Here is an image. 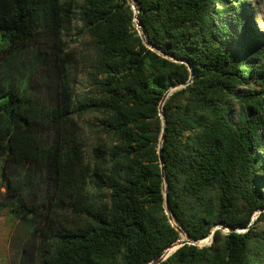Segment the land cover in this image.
I'll return each mask as SVG.
<instances>
[{"label":"trees","instance_id":"16d2710c","mask_svg":"<svg viewBox=\"0 0 264 264\" xmlns=\"http://www.w3.org/2000/svg\"><path fill=\"white\" fill-rule=\"evenodd\" d=\"M131 1L0 0V209L32 224L19 264H149L179 240L161 135L175 225L202 245L218 229L159 264H264V37L243 0Z\"/></svg>","mask_w":264,"mask_h":264},{"label":"rangeland","instance_id":"374dc122","mask_svg":"<svg viewBox=\"0 0 264 264\" xmlns=\"http://www.w3.org/2000/svg\"><path fill=\"white\" fill-rule=\"evenodd\" d=\"M243 4L246 6V15L248 20V28L252 34H256L260 37H264V0H243ZM76 5L82 3V0H74ZM77 8V7H76ZM228 26H231L233 29L237 30L240 33L239 25L231 21V16L229 14H224L223 17L216 19L215 22L218 23L222 21ZM80 23L76 19L70 37H68L69 50L72 51L79 60H83V57L87 53L86 41L83 39H77L73 34L76 28H79ZM4 44L0 38V62L3 59ZM43 75V74H42ZM43 77H39L37 84L42 86ZM232 114H237V108L232 107ZM262 156V155H261ZM264 157V149H263ZM1 163V162H0ZM1 166V164H0ZM264 177V175H263ZM1 194L4 193V188L0 190ZM2 195L0 196V201ZM8 211L0 209V264H19L20 251L22 249L25 233L31 232L32 224L26 225L21 224L18 220L10 216ZM257 216V214H255ZM225 231V230H224ZM210 239L208 244H199L198 247L209 246Z\"/></svg>","mask_w":264,"mask_h":264},{"label":"water","instance_id":"95a60500","mask_svg":"<svg viewBox=\"0 0 264 264\" xmlns=\"http://www.w3.org/2000/svg\"><path fill=\"white\" fill-rule=\"evenodd\" d=\"M130 4H131V7L134 11V13H137V9L133 3V1L129 0ZM135 23H136V28L137 30H139V35L141 36V38L144 40L146 46H148L151 50H154V51H157L154 47L150 46L149 44L146 43L145 41V37L142 35L141 31H140V24L138 22V19L135 18ZM159 54H162L161 52L157 51ZM187 65V64H186ZM189 67V66H188ZM190 69V67H189ZM192 76V75H191ZM191 82V77L190 79L188 80L187 83L183 84V85H176L174 87H171L170 89H168L163 98H162V101H161V104H160V107H159V111H160V116H161V119L163 121V125H164V117L161 113V108H162V103L164 101V99L167 98V96L173 92V91H176L180 88H183L186 84L190 83ZM162 138H163V135H161V138H160V142H159V149H158V157H159V164H160V170H161V176H162V180H163V195H164V199H165V202H164V205H165V212L168 216V219H169V222L172 226H175L176 230L179 232L181 238L179 240H177L175 243H173L172 245H170L164 252L163 254L156 258L155 260H153L151 263L149 264H159L160 262H162L163 260H165L168 256H170L172 253H174L177 249H179L180 247H182L183 245H195V246H198L199 245V242L202 240H197V241H191L189 240L184 231L177 227L172 219V217L170 216V212H169V206H168V201H167V180H166V176H165V173H164V165H163V160H162V156H161V142H162ZM257 216H254L251 220V222H253L255 219H256ZM252 224V223H251ZM250 224V225H251ZM249 225V226H250ZM215 229H218V228H214L213 231ZM248 228H246V230L244 231H247ZM213 231L208 235L206 236L205 238H208L210 239V244L212 243V237H213ZM225 232H230V230H225ZM204 239V238H203Z\"/></svg>","mask_w":264,"mask_h":264},{"label":"bare ground","instance_id":"6f19581e","mask_svg":"<svg viewBox=\"0 0 264 264\" xmlns=\"http://www.w3.org/2000/svg\"><path fill=\"white\" fill-rule=\"evenodd\" d=\"M206 239H208V238H206ZM209 240V239H208Z\"/></svg>","mask_w":264,"mask_h":264}]
</instances>
